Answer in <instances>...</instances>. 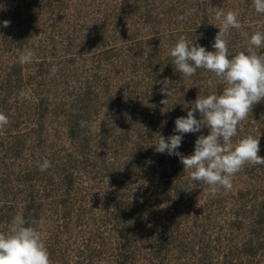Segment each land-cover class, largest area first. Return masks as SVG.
Wrapping results in <instances>:
<instances>
[{"label":"rangeland","instance_id":"obj_1","mask_svg":"<svg viewBox=\"0 0 264 264\" xmlns=\"http://www.w3.org/2000/svg\"><path fill=\"white\" fill-rule=\"evenodd\" d=\"M217 10L243 25L226 34L230 57L246 51L243 32H264L253 0H0V230L17 214L42 221L51 264H264V165L213 194L155 150L198 96L225 87L169 55L180 36L214 51ZM208 134H184L177 151ZM248 135L264 157V101L233 144Z\"/></svg>","mask_w":264,"mask_h":264},{"label":"clouds","instance_id":"obj_2","mask_svg":"<svg viewBox=\"0 0 264 264\" xmlns=\"http://www.w3.org/2000/svg\"><path fill=\"white\" fill-rule=\"evenodd\" d=\"M253 3L256 12L264 14V0H253ZM178 19L184 20L185 16ZM215 19L220 21V27L212 44L214 51L189 43L186 37L180 36L169 55L175 70L185 77L195 75L198 69H206L225 87L220 94L212 92L205 97L198 96L187 116L175 120L174 132L179 134L167 139L159 135L155 144L157 152L178 156L184 170H190V179L206 183L213 194L221 188L231 190L234 175L246 164L264 165V157L258 155L259 138L248 135L233 144L238 126L247 119L255 104L264 101V52L256 51L264 49V32L257 31L250 37L243 32L248 41L246 51L230 57L226 34L233 28L242 29L243 25L234 11L217 10ZM2 24L8 27L10 21L4 20ZM33 55L31 50H25L20 63L31 62ZM56 71L53 67L51 74L55 75ZM161 83L166 86L170 82L165 78ZM197 112L200 119L194 115ZM8 123V117L0 112V130ZM85 125L86 122L81 121V127ZM203 127L209 129V134L198 136L193 154L185 156L177 151L184 134L198 133ZM50 167L48 159L39 164L41 172ZM192 189L189 186L184 190ZM38 223L42 221H29L17 214L5 229L0 230V264H51L42 233L32 226Z\"/></svg>","mask_w":264,"mask_h":264}]
</instances>
